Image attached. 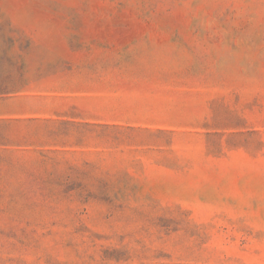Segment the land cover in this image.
<instances>
[{"label": "rangeland", "instance_id": "rangeland-1", "mask_svg": "<svg viewBox=\"0 0 264 264\" xmlns=\"http://www.w3.org/2000/svg\"><path fill=\"white\" fill-rule=\"evenodd\" d=\"M0 264H264V0H0Z\"/></svg>", "mask_w": 264, "mask_h": 264}]
</instances>
